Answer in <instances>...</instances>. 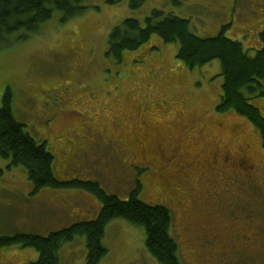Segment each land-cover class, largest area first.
<instances>
[{"label":"rangeland","instance_id":"obj_1","mask_svg":"<svg viewBox=\"0 0 264 264\" xmlns=\"http://www.w3.org/2000/svg\"><path fill=\"white\" fill-rule=\"evenodd\" d=\"M82 5L83 13L61 21L55 12L38 32L24 40L15 34L0 47V106L8 92L17 121L36 142H46L58 180L96 181L122 200L140 184L142 202L168 208L182 264H209L194 251L195 234L206 233L225 238L229 263L264 264V147L247 118L216 111L218 61L190 69L177 59V44L155 35L123 51L120 59L106 54L113 27L126 18L143 21L157 9L188 19L201 38L228 25L223 34L254 56L264 30V0H144L138 8L130 0H85ZM250 102L263 116L264 95ZM0 169V236L46 237L94 219L100 210L99 199L82 189L34 193L25 169L1 156ZM176 181L191 190L178 193ZM145 239L141 225L112 219L102 239L107 254L99 264H158ZM37 258L33 247H0V264ZM59 264H86L84 236L62 245Z\"/></svg>","mask_w":264,"mask_h":264},{"label":"trees","instance_id":"obj_2","mask_svg":"<svg viewBox=\"0 0 264 264\" xmlns=\"http://www.w3.org/2000/svg\"><path fill=\"white\" fill-rule=\"evenodd\" d=\"M84 1L0 0V47L9 44L15 34L18 40H24L38 32L55 12L61 14V21L83 13L86 10L82 5ZM143 1L130 0V6L138 8ZM189 26L188 19L157 9L143 21L126 18L110 31L106 54L120 59L123 51L137 49L155 35L162 43L177 44V59L190 69L217 60L222 82L216 111L233 110L247 118L258 129L264 147V115L250 102L264 95V30L259 33L260 48L250 56L241 42L223 34L228 25H223L218 34L207 38L198 37ZM0 156L9 159L11 165L25 169L34 193L44 188H77L94 194L101 203L94 219L75 222L50 232L46 237L29 234L0 236V247L14 244L33 247L38 258L28 264H59L62 245L72 242L77 236L86 239V264H99L107 254L102 244L104 231L114 218H123L143 227L146 248L158 264H182L178 245L170 234L172 217L168 208L142 202L138 198L140 184L130 192L128 199L122 200L107 194L96 181L58 180L53 173V155L46 142H36L17 121L8 92L4 93L0 106Z\"/></svg>","mask_w":264,"mask_h":264},{"label":"flooded vegetation","instance_id":"obj_3","mask_svg":"<svg viewBox=\"0 0 264 264\" xmlns=\"http://www.w3.org/2000/svg\"><path fill=\"white\" fill-rule=\"evenodd\" d=\"M161 150H159L157 152L156 157H158L159 159L161 158ZM165 158L167 159V157L165 156ZM168 161V160H166ZM204 183L203 182H199L198 183V187H204L202 186ZM174 190H177L178 193H184V191H188L191 190V187H188L186 189H184L183 186L179 187V182L176 181V183L174 184ZM214 188V187H213ZM217 194V193H216ZM213 195H215V193H213ZM212 195V196H213ZM209 196H211V194L209 193ZM210 204H212L210 202ZM188 208H190V211L192 210V208L194 207V203L193 200L191 199L188 204H186ZM225 238L219 236L218 233H210V234H195V242H196V247L194 249L195 252V257L196 259H200L202 262H207L209 264H237V262L235 263H229L230 260H226V255L227 252L225 249ZM246 240H248V237H246ZM232 243V247L235 248V252H238V247L234 244V242L229 241ZM200 246V248H199Z\"/></svg>","mask_w":264,"mask_h":264}]
</instances>
